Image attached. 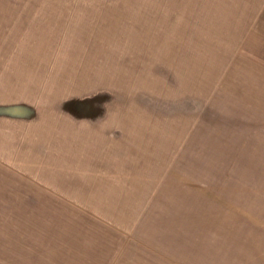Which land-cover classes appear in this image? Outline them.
<instances>
[{
	"label": "rangeland",
	"instance_id": "374dc122",
	"mask_svg": "<svg viewBox=\"0 0 264 264\" xmlns=\"http://www.w3.org/2000/svg\"><path fill=\"white\" fill-rule=\"evenodd\" d=\"M0 264H264V0H0Z\"/></svg>",
	"mask_w": 264,
	"mask_h": 264
}]
</instances>
